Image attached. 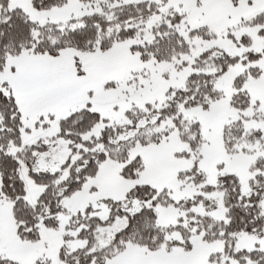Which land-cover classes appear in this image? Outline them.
<instances>
[{
	"label": "snow or ice",
	"instance_id": "6c2138e0",
	"mask_svg": "<svg viewBox=\"0 0 264 264\" xmlns=\"http://www.w3.org/2000/svg\"><path fill=\"white\" fill-rule=\"evenodd\" d=\"M0 264H264V0H0Z\"/></svg>",
	"mask_w": 264,
	"mask_h": 264
}]
</instances>
